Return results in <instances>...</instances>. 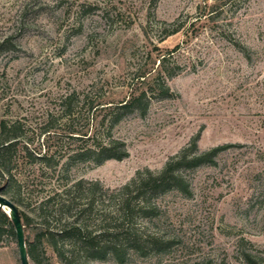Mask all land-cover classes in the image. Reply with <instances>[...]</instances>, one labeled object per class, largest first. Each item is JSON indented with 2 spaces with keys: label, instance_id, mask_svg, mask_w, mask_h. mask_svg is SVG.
Here are the masks:
<instances>
[{
  "label": "rangeland",
  "instance_id": "obj_1",
  "mask_svg": "<svg viewBox=\"0 0 264 264\" xmlns=\"http://www.w3.org/2000/svg\"><path fill=\"white\" fill-rule=\"evenodd\" d=\"M3 40L0 122L21 127L11 155L19 217L36 223L43 198L80 180L115 190L137 172L158 173L195 138L198 152L228 147L215 165L181 172L188 195L154 197L150 232L170 243L126 264H242V239L264 249V0H0ZM162 58L169 96L148 92L144 113L124 114L108 131V107L155 89ZM107 135L124 143L126 158L68 162ZM44 154L50 161H34ZM83 195L70 193L77 207L88 204ZM4 230L0 264H20L15 234ZM72 254L74 264H117ZM47 255L46 264H63Z\"/></svg>",
  "mask_w": 264,
  "mask_h": 264
},
{
  "label": "trees",
  "instance_id": "obj_2",
  "mask_svg": "<svg viewBox=\"0 0 264 264\" xmlns=\"http://www.w3.org/2000/svg\"><path fill=\"white\" fill-rule=\"evenodd\" d=\"M6 42H0V47ZM163 59L159 60V70L153 78L155 89H135L128 99L108 107L114 108L109 114L108 131L120 121L122 115L133 111L144 113L150 100L148 92L158 90L162 98L169 96ZM140 78H144V75H140ZM71 100V96H66L63 101L67 116L72 115ZM20 132L19 125L0 122V194L12 203L18 202L16 199L20 197L22 188L11 173V155L21 140ZM68 133L70 138L82 139L72 136L79 134L75 130ZM80 135L83 137L87 134ZM107 137L109 139L105 143L93 142L91 147L76 151L68 157V162H91L98 166L109 160L121 161L126 158L124 143L111 139L109 135ZM88 139H94V135ZM194 141L195 138L190 149L185 148L171 157L158 173L149 170L137 172L128 183L115 190L104 189L99 182L80 180L65 189L62 195L56 193L43 198L35 210L36 223L34 215L21 213L30 263H48L50 257L47 250L63 264H74L75 257L72 253L76 248L83 251L84 258L88 261L110 259L117 264H126L132 257L159 254L170 242L150 232L148 224L152 225L160 211L154 197L174 190L188 195L189 185L181 172L204 165H215L217 156L228 147L218 146L198 152ZM33 159L43 163L50 161L45 154ZM72 191L81 196H84L83 193L90 196L88 204L77 207L74 197H70ZM5 226L8 227V233L14 236L9 218L0 210V237L5 232ZM240 260L242 264H264V249H256L242 239Z\"/></svg>",
  "mask_w": 264,
  "mask_h": 264
},
{
  "label": "water",
  "instance_id": "obj_3",
  "mask_svg": "<svg viewBox=\"0 0 264 264\" xmlns=\"http://www.w3.org/2000/svg\"><path fill=\"white\" fill-rule=\"evenodd\" d=\"M0 210H2L7 215L13 226L20 264H31L26 252L25 237L23 230L24 227L21 223V219L19 217L17 209L11 201L6 199L1 194H0Z\"/></svg>",
  "mask_w": 264,
  "mask_h": 264
}]
</instances>
